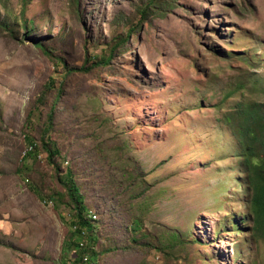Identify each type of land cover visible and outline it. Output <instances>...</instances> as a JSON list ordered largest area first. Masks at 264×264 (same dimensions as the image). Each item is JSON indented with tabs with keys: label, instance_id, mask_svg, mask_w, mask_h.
Here are the masks:
<instances>
[{
	"label": "rangeland",
	"instance_id": "1",
	"mask_svg": "<svg viewBox=\"0 0 264 264\" xmlns=\"http://www.w3.org/2000/svg\"><path fill=\"white\" fill-rule=\"evenodd\" d=\"M263 83L264 0H0V264H89L69 167L104 222L93 264H264L226 120Z\"/></svg>",
	"mask_w": 264,
	"mask_h": 264
},
{
	"label": "trees",
	"instance_id": "2",
	"mask_svg": "<svg viewBox=\"0 0 264 264\" xmlns=\"http://www.w3.org/2000/svg\"><path fill=\"white\" fill-rule=\"evenodd\" d=\"M4 22L1 23L3 27L11 32H15V28L13 27L15 24ZM30 27L33 29V26ZM24 28H29L26 21ZM131 30L130 26L128 32L130 33ZM27 32L32 33L33 31L28 30ZM36 43L40 47H45L38 41ZM118 44L119 46L121 45L120 41L116 42L113 48L116 49ZM114 49L111 51H114ZM44 50L48 51L46 48ZM110 58L103 56V58L97 60V65L107 64ZM249 77L245 79H249ZM242 80L244 79H240L239 82ZM250 80L252 82L251 86L238 82L239 89L251 91L256 88V79L251 78ZM261 90L264 93V83L261 86ZM230 94L231 91L229 90L225 96L230 98ZM230 107L232 109L229 111L228 116H226V120L231 123V131L237 138L239 150L243 156L242 165L245 168L243 169L245 174L244 179H239L238 186L243 187L245 192H249L252 215L250 218L251 227H253L256 237L264 240V102H250V97H247L237 101L233 106L230 105ZM30 116L31 114L28 119L29 123L32 121ZM48 118V124L44 128L45 133H48L52 128V112L48 115ZM27 126L34 130L33 125L27 123ZM29 140L30 143H34L31 139ZM42 140L44 150L47 152L49 159H53L59 150L56 146H50V143L46 139ZM36 151L37 147H35L34 152ZM28 155H33V152L29 151ZM58 178L69 196L74 212L72 214L74 219L71 221L73 229L71 235L76 236V238H70L67 246L70 249L76 250V257H78L79 261L83 262V259L86 257L89 260V264H93V260L100 254V251L96 250V244L100 241L101 237L98 227L104 226V222L97 217V212L93 211L92 206L84 200V194L72 168H67ZM133 222L134 227H140L139 220L136 219ZM83 234L85 239H87L86 244H81L79 239Z\"/></svg>",
	"mask_w": 264,
	"mask_h": 264
},
{
	"label": "built area",
	"instance_id": "3",
	"mask_svg": "<svg viewBox=\"0 0 264 264\" xmlns=\"http://www.w3.org/2000/svg\"><path fill=\"white\" fill-rule=\"evenodd\" d=\"M83 233V232H82ZM82 238V237H81Z\"/></svg>",
	"mask_w": 264,
	"mask_h": 264
}]
</instances>
